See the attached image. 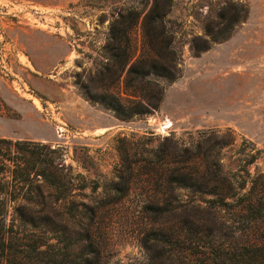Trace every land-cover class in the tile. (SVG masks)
Here are the masks:
<instances>
[{
  "label": "rangeland",
  "instance_id": "rangeland-1",
  "mask_svg": "<svg viewBox=\"0 0 264 264\" xmlns=\"http://www.w3.org/2000/svg\"><path fill=\"white\" fill-rule=\"evenodd\" d=\"M151 2L0 0V138L57 149L88 184L78 198L99 206L91 217L42 188L4 208L0 264H218L264 238L231 220L224 238L230 216L209 201L254 147L247 168L264 174V0H171V77L149 69Z\"/></svg>",
  "mask_w": 264,
  "mask_h": 264
},
{
  "label": "trees",
  "instance_id": "trees-1",
  "mask_svg": "<svg viewBox=\"0 0 264 264\" xmlns=\"http://www.w3.org/2000/svg\"><path fill=\"white\" fill-rule=\"evenodd\" d=\"M142 1L146 2L147 0ZM170 6L171 0H152L142 21L144 49L147 52L151 50L154 54L149 69H153L151 70V72L154 71L153 73L166 77L172 76L169 68L173 67L172 63L176 58V51L172 47L173 36L167 26L168 19L166 18ZM120 23L124 25V21L121 20ZM111 33L112 42L108 46V50L115 51L121 46L123 33H120L115 25L112 26ZM114 43L117 46H114ZM124 53L126 55L123 50ZM142 58V64L137 72L144 76L148 73L145 67V54ZM138 109V112H143V109L146 108L145 105L140 104ZM252 150L250 159L244 161V164L239 168L240 172L236 174L238 180L225 179L229 183V190L227 189V191L218 194L216 198L209 200L212 204L222 207L221 209L230 216L226 222L229 220L236 222L238 227H241L243 234L258 227L257 224L264 231V174L256 170L251 172L247 168V165L253 164L258 158L259 150L255 147ZM57 152V149L50 148L49 145L40 142L0 138L1 253L6 246L8 232L4 224L6 216L4 208H9L16 202L19 204L35 202L41 195L42 188L49 191L48 196L52 197L54 201H63L64 204L74 208H93L91 217L97 215L99 206H93L94 200L91 199L89 203H86L83 199L78 198V192L88 187L87 182L74 174L72 166L65 163L62 154L55 155ZM232 181L234 185H232ZM174 183L177 186L187 185L186 178L179 174L174 177ZM247 183H250L248 189H246ZM97 187L98 185L94 184L91 186V190H95ZM122 187L124 189V185ZM149 207L145 209L158 216L167 211L159 204H150ZM226 222L224 228L229 231L223 232L222 236L227 239L232 224ZM91 225L90 222L88 227ZM180 237L176 236L175 240L179 241ZM186 250L191 251V247H186ZM186 253L188 254V252ZM192 254L194 255V253L190 255ZM201 256L202 251L196 254V258ZM218 264H264V238L260 235L256 241L246 239L239 249L236 247L233 251H226Z\"/></svg>",
  "mask_w": 264,
  "mask_h": 264
}]
</instances>
